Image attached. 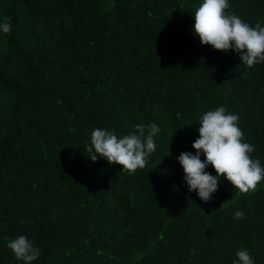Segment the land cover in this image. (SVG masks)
Wrapping results in <instances>:
<instances>
[{
    "label": "trees",
    "instance_id": "obj_1",
    "mask_svg": "<svg viewBox=\"0 0 264 264\" xmlns=\"http://www.w3.org/2000/svg\"><path fill=\"white\" fill-rule=\"evenodd\" d=\"M202 3L0 0V264H24L4 239L20 235L41 251L32 264H233L241 248L264 264V180L241 193L222 177L204 202L177 159L223 106L264 167V62L203 45ZM228 3L264 26V0ZM152 123L156 151L135 174L89 158L96 128Z\"/></svg>",
    "mask_w": 264,
    "mask_h": 264
},
{
    "label": "clouds",
    "instance_id": "obj_2",
    "mask_svg": "<svg viewBox=\"0 0 264 264\" xmlns=\"http://www.w3.org/2000/svg\"><path fill=\"white\" fill-rule=\"evenodd\" d=\"M229 7L228 0H203L194 15L195 35L203 45H211L223 52L234 50L249 68L264 62V26L257 23L253 27L238 16L227 14ZM11 30V23L0 24L4 34H10ZM239 120L238 114L228 112L223 106L206 111L200 118L199 138L192 145L195 154L183 152L177 157L189 191L198 190V196L204 202L212 199L222 177L241 193L256 191L258 183L264 180V167L259 159L251 156L255 147L244 142ZM160 131L156 123L148 125L147 129L143 124H137L134 132L118 138L113 131L96 128L86 151L91 153L89 158L93 162L102 157L109 164L122 165L123 171L135 174L138 168L143 169L148 164V157L156 151L154 137ZM201 154L206 160L202 161ZM209 165L214 167L216 176L205 171ZM233 218L244 219L243 211L237 210ZM4 239L15 258L24 264H32L41 255L40 249L26 235L15 239L5 236ZM235 255L237 259L233 264H255L247 249L241 248Z\"/></svg>",
    "mask_w": 264,
    "mask_h": 264
}]
</instances>
